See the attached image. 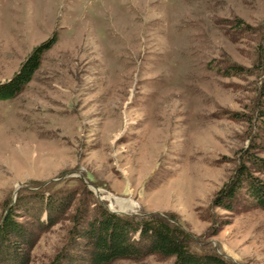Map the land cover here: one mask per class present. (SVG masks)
Wrapping results in <instances>:
<instances>
[{
	"label": "rangeland",
	"instance_id": "obj_1",
	"mask_svg": "<svg viewBox=\"0 0 264 264\" xmlns=\"http://www.w3.org/2000/svg\"><path fill=\"white\" fill-rule=\"evenodd\" d=\"M39 44L32 79L0 101V224L24 231L17 264H66L98 205L264 264V210L212 205L248 155L264 158V0H0V83Z\"/></svg>",
	"mask_w": 264,
	"mask_h": 264
},
{
	"label": "trees",
	"instance_id": "obj_2",
	"mask_svg": "<svg viewBox=\"0 0 264 264\" xmlns=\"http://www.w3.org/2000/svg\"><path fill=\"white\" fill-rule=\"evenodd\" d=\"M47 48V44L35 46L18 70L9 79L1 81L0 101L13 99L19 94L32 79ZM262 51L264 53V45ZM261 71L259 89L264 96V66ZM260 115H264V107ZM247 161L248 165L241 163L230 181L216 191L213 206L232 210L243 196L251 205L264 210V158L251 153ZM75 235L82 239V246L76 255L61 254V260L66 264H110L115 259H141L149 254L173 257L172 264H232L213 250L200 253L191 250V234L176 222L155 213L145 217L124 216L98 205L93 218ZM23 238L24 231L12 219L7 217L0 224V264H17V259L21 261L17 240L20 239L21 243Z\"/></svg>",
	"mask_w": 264,
	"mask_h": 264
},
{
	"label": "bare ground",
	"instance_id": "obj_3",
	"mask_svg": "<svg viewBox=\"0 0 264 264\" xmlns=\"http://www.w3.org/2000/svg\"><path fill=\"white\" fill-rule=\"evenodd\" d=\"M114 27V26H113ZM127 27H129V26H127ZM134 29L133 27H130L129 29ZM131 29V30H132ZM166 29H167V27H166ZM125 32V30L123 31V33ZM131 32V31H130ZM126 33V32H125ZM127 33H128V30H127ZM127 33H126V36H127ZM177 34H179V33H177ZM124 35V34H123ZM128 35H129V33H128ZM180 35V34H179ZM182 35V34H181ZM130 36V35H129ZM170 37V36H169ZM137 38V37H136ZM178 38V37H177ZM135 39V38H134ZM179 39V38H178ZM169 40V39H168ZM184 41V40H183ZM175 43V42H174ZM184 43V42H183ZM186 43V42H185ZM172 44V43H171ZM177 44H178V42H177ZM176 45V44H175ZM174 46V45H173ZM188 46V45H187ZM177 48V47H176ZM179 48H180V46H179ZM174 50H176V49H174ZM178 50V49H177ZM185 50V49H184ZM179 51V50H178ZM167 52V51H166ZM176 52V51H175ZM183 53V52H182ZM170 54H171V52H170ZM176 55H177V53H176ZM183 55H184V57H183ZM183 55H182V57L183 58H185V54L183 53ZM171 56V55H170ZM172 57V56H171ZM178 57H180V55H178ZM178 60H183V59H178ZM176 61V60H175ZM185 61H186V59H185ZM165 63V62H164ZM182 63V62H181ZM184 63V62H183ZM183 63L181 64V65H183ZM186 63L187 62H185V65H186ZM171 64V63H170ZM170 64H167L169 67H172V65L170 66ZM176 65H178L177 63H176ZM180 65V64H179ZM166 67V65L164 66V68ZM177 67V66H176ZM187 67V66H186ZM185 68V67H184ZM184 68H182L183 70H184ZM181 69V68H180ZM170 70H171V68H170ZM164 72V71H163ZM167 72V71H166ZM165 73V72H164ZM169 75L171 74V72L170 73H168ZM167 74V75H168ZM165 75V74H164ZM166 77V76H165ZM168 78V77H167ZM167 78H165V79H167Z\"/></svg>",
	"mask_w": 264,
	"mask_h": 264
}]
</instances>
